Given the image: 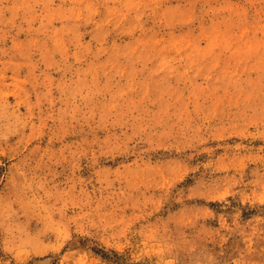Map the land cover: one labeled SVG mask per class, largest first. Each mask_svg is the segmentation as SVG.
I'll return each mask as SVG.
<instances>
[{
  "label": "rangeland",
  "instance_id": "1",
  "mask_svg": "<svg viewBox=\"0 0 264 264\" xmlns=\"http://www.w3.org/2000/svg\"><path fill=\"white\" fill-rule=\"evenodd\" d=\"M0 264H264V0H0Z\"/></svg>",
  "mask_w": 264,
  "mask_h": 264
}]
</instances>
